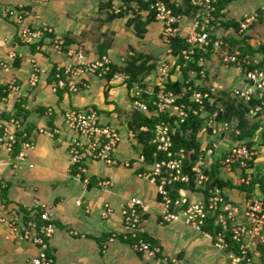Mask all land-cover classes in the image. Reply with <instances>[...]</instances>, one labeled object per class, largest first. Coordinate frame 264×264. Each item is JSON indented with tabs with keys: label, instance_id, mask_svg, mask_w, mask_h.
<instances>
[{
	"label": "crops",
	"instance_id": "1",
	"mask_svg": "<svg viewBox=\"0 0 264 264\" xmlns=\"http://www.w3.org/2000/svg\"><path fill=\"white\" fill-rule=\"evenodd\" d=\"M102 1L108 0H0V60L10 59V55L14 54L10 62L11 70L0 74V89L7 87L12 75L17 77L19 85L17 91H1L4 98H0V108L6 114L13 115L17 111V105H21L26 114L20 117L23 119L24 132L35 143V147L18 167L14 166L15 155L0 148V189H7L6 204L29 209L38 203L42 210L49 209L59 230L58 235L56 230L50 242L54 264H153L146 257L140 256L133 244L123 237L127 232L123 206L133 198L142 202L139 207L143 215L140 231L155 239L163 247L165 254L176 258L177 264H230L231 252L218 249L206 233L196 230L183 219L162 224L163 206L157 186L138 175L143 169L142 164L137 162L142 147L137 134L135 133V137L130 135V131H134L133 99L120 70L111 79L91 76L89 87L75 93L62 91L60 94L52 88L54 69H66L81 62L97 60L103 55L100 51L102 44L109 45L103 56H109L118 66L123 65L126 57L136 52L151 56V62L157 64L152 74L145 78L151 97L157 86L166 83L168 73L162 72V65L169 63L173 66L177 57L166 40L165 24L160 20L152 22L145 37L140 38L128 26L130 14L112 21L107 20L109 13L121 10L123 0H114L109 11L100 8ZM176 1L177 5L184 3V0ZM18 5H25L30 11L26 19L29 26L39 28L47 24L52 28L38 44L39 48L38 45L35 48V44L25 43L20 37L19 25L5 16L7 9ZM263 8L264 0H233L224 8L222 13L225 16L218 21L220 24L214 34L227 39L245 37L246 42L237 46H246L247 43L255 50L259 49L264 45H259L256 41L259 33L264 35ZM257 12L262 17L260 22L252 25L245 34H240L241 20L246 15ZM201 13L202 11L195 15L194 11L192 15H181L177 34L187 37L196 20L202 25L197 28L201 31L204 27ZM143 15L145 18L147 12H143ZM223 20L238 21L239 27L228 26ZM56 40L64 41L61 51L55 47ZM254 57L263 60L264 54L257 52ZM34 63L40 69L36 85L30 83ZM199 65L206 72V77L200 80L201 84L213 93L227 91L234 94L233 90L243 89L248 85L245 75L223 63L219 51L212 50L206 56H201ZM181 77L179 67L169 76L173 80ZM214 99L213 96L211 101ZM87 106L98 110L102 123L116 127L122 140L116 151L118 165L90 161L85 166L87 171L78 175L76 167L71 163L69 151L73 133L65 127L63 113L70 107ZM259 112L260 116L257 114ZM257 113L247 114L251 119H260L263 126L254 137L259 155L253 168L255 172L262 170L264 173V102ZM205 117L207 118L198 136L201 149L204 151L216 147L218 159L213 162H219V156L237 142L236 134L231 131L213 133L208 127L210 116ZM58 128L62 131L53 137L43 132L44 129ZM127 161L131 163L129 166L124 164ZM220 169V176L230 183L224 191L231 201L244 205L251 196L264 197L258 184L249 195L248 191L236 187L238 173L230 174ZM87 179L88 182H85ZM104 180L111 184L107 187L101 185ZM185 189L190 200L197 199L204 193L197 186L196 190ZM78 199L82 200L81 204H78ZM107 203L113 207V213L103 217ZM7 234L8 228L0 223V239L3 240L1 248L9 251L14 248L8 259H2L0 264H25L37 253L33 245L8 238ZM112 234L119 237L110 236ZM8 243L13 246L10 247ZM61 252L63 260L58 258ZM25 254L27 257L24 260ZM68 255L70 262L67 260ZM253 264H264L262 255L255 254Z\"/></svg>",
	"mask_w": 264,
	"mask_h": 264
},
{
	"label": "built area",
	"instance_id": "2",
	"mask_svg": "<svg viewBox=\"0 0 264 264\" xmlns=\"http://www.w3.org/2000/svg\"><path fill=\"white\" fill-rule=\"evenodd\" d=\"M220 0H192L194 5H200L207 8V15L203 20V28L206 26L209 29L197 30L200 21L196 20L193 30L187 37V41L193 46H198L204 50L212 44L213 50L219 51L223 63L229 65L231 62H235L238 65V70H245L246 77L253 81L251 85L244 89H237L234 91V95L250 100L253 94H257L259 98H264V63L262 67H256L251 70H247L245 64L261 63L262 60L254 57L248 53L243 56L240 49L231 51L229 43L223 38H212V30L217 28L220 23L212 24L215 20L212 12L216 8V3ZM154 6V5H153ZM157 6V18L165 24V36L167 42H169L170 36L174 35L176 29L172 26L173 22L179 21L181 16L175 17L172 14V9L168 7L163 1H158ZM264 9V8H263ZM30 11L25 5H18L6 10L5 16L11 19L20 27V37L27 44H39L46 36L47 32H51L47 24H43L39 28H32L26 22L27 16ZM259 21V13H253L246 15L242 20L239 28L240 34H245L247 30ZM256 41L259 42V36H256ZM64 41L56 40L55 47L58 51L62 50ZM40 45H38V48ZM186 53V52H185ZM186 57L189 55L186 53ZM14 58V54L10 55V59L0 60V74L2 72H9L11 70L10 62ZM112 60L109 56L105 55L92 62H81L76 65L66 68L63 72L62 69H57L52 88L54 92L59 91L75 93L79 90L89 87V81L91 76L106 77L111 70ZM163 73H168V65L164 63L162 65ZM39 67L34 63L33 70L31 72L30 83L36 85L39 80ZM19 89L18 79L15 75L11 76L7 87L0 89L6 92L8 90L17 91ZM142 90L140 88H134L132 94L135 96L141 95ZM240 95V96H239ZM179 96H174L172 92H166L159 95L158 99L153 100V104L157 106V110L160 112L170 111L171 115L177 116L181 122H184L188 116L189 110H193L196 113V109H193L191 105L185 103H176ZM149 100V101H150ZM191 101H197L203 104V98L201 93H195L191 97ZM133 107L137 110L148 112L149 102L135 99L132 101ZM203 108V105L201 106ZM260 110L257 106L250 110L252 114H256ZM52 110L50 109L49 113ZM6 111L0 108V148L14 154L16 147L20 144L21 148L15 154V167L20 166L28 156V152L35 147V143L29 140L27 132H24L25 127L23 119L20 117H7ZM218 112L210 118L208 127H210L213 133L219 134L223 131L234 130L236 134L240 133V129L233 128L227 121L216 123V117ZM63 120L65 127L73 133L70 140V157L71 163L76 167V173L81 175L85 173L86 165L90 161H103L106 164L113 166L118 165L116 159V151L122 140L121 133L116 127L110 124L102 123L100 120L99 112L93 106L87 107H70L63 113ZM143 130L147 127L143 126ZM23 131V132H21ZM62 129H44L43 132L50 136L59 134ZM173 127L170 123H158L155 129V137L153 143L156 145L154 157L156 158L152 163L146 161V156L140 153L137 157V162L146 163V171L139 172L140 177L149 179L157 186L159 195L161 196V203L163 206L161 213L162 224L172 223L184 220L185 223L193 226L198 231H202V224L204 218L207 216L209 209L217 210L218 222L224 225L225 230L228 229L231 223V231L233 238L240 241L249 240L253 245V250L256 255H262L264 259V251L259 250V245H264V197H249L245 201L244 205L235 203L230 199H227L224 195V190L220 187H209L207 184L210 182V176L206 173V169L211 167L214 159H218L216 147L207 148L200 155L195 162L192 170L194 172V180L197 187L202 189H208V199H206L205 193L203 196L190 200L187 195V189L182 188L179 191V196L172 197L170 187L178 181L189 183L190 174L184 171L185 151L179 150L174 152L173 148ZM19 133H22L21 138ZM130 135L135 137L134 131H130ZM160 152L165 153L166 157L159 159ZM258 155L256 148L250 147L246 142H236L229 150L219 156V162L223 171L235 174L236 184L239 186H250L253 181L254 168L251 164L253 159ZM129 166V161L124 163ZM88 182V179L85 181ZM110 181H102L101 185L109 186ZM82 200L78 199V204H81ZM142 204L140 199L133 198L123 206L124 223L127 228V232L124 233V238L130 239V237H138L137 231L140 230L142 213L140 212V205ZM40 207L38 203L35 206L29 208L33 211ZM113 213V207L107 203L105 210H103V217H108ZM0 223L8 228V238L20 240L33 245L37 249V253L32 256L25 264H53L54 259L49 254L50 242L54 237L57 226L52 219V214L49 209L42 210L40 213L39 221L36 219H26L25 212L21 211L19 206L10 207L6 203L0 201ZM214 244L220 248L225 249L228 243L225 240L224 232L218 234L217 240L212 235L206 233ZM115 236V235H114ZM113 240L112 238H110ZM247 244H242V251L247 253ZM136 251H141L144 256L152 257L155 260V264H172L175 258H172L165 254L159 244H154L152 241L143 237L138 239V242L134 245ZM242 260L241 257H234L231 264H239ZM248 264H252V259H247Z\"/></svg>",
	"mask_w": 264,
	"mask_h": 264
},
{
	"label": "trees",
	"instance_id": "3",
	"mask_svg": "<svg viewBox=\"0 0 264 264\" xmlns=\"http://www.w3.org/2000/svg\"><path fill=\"white\" fill-rule=\"evenodd\" d=\"M114 0H108V1H102L100 8L102 10L104 9H110L112 8ZM158 1H163L168 7L172 9L173 16L177 17L181 15H192L195 11V15L200 13L202 11L201 15L204 17L207 15V8L201 7L200 5H194L192 3V0H184L183 5H177L176 0H123V7L118 13H115L112 11L109 13V17L107 18L108 21H112L116 18H123L127 14H130V18L128 20V26L132 27L135 34L140 37L144 38L146 33L148 32V26L152 22H155L159 20L157 18V6L156 3ZM233 0H220L218 3H216V8L212 12L215 20L212 21V24H216L219 20H222V17L225 16L223 12L224 8L228 6ZM154 5V6H153ZM109 11V10H108ZM143 12H147V16L144 18L145 15H143ZM201 17V16H198ZM203 21H201L202 23ZM224 24H227L228 26H234L235 28L239 27L238 21L235 20H229L224 21ZM172 26L177 29L178 28V21L173 22ZM199 26H202L201 24ZM203 29H209L208 26H206ZM165 30V28H164ZM215 29H213L212 32V38L215 40L219 38L216 36ZM188 37V36H187ZM187 37H182L175 31L174 35L170 36L169 38V46L172 48L174 56L177 57L176 63L171 66L169 63L168 65V79L166 83L163 86H157L156 90L154 91L153 97H151L150 93L147 91V84L145 83V78L152 74V72L156 69L157 64L156 62H151V56L147 55L142 52H136L134 54L129 55L126 57V60L123 62V65L118 66L115 65L113 62L111 63V70L106 75L109 79L113 78L117 71L120 70L124 74V77L128 83V88L131 90V96L132 99H140L144 102H149V110L148 112H144L141 110H137L133 107L134 115L132 117V128L134 132L137 134L139 144L142 147L141 153L145 154L146 161L149 163H152L156 158L154 157V152L156 150V145L153 143V138L155 137V129L156 125L158 123H170L173 127V148L172 150L174 152H178L179 150H184L186 157L184 162V171L188 172L190 174V181L189 183L185 182H176L174 186L168 187L171 190L172 197L176 198L179 196V191L182 188H188L190 190H196V183L194 178V172L192 170L195 162L198 160L201 154H203V151L201 149V143L199 142V132L202 130L204 123H205V115L208 117H213L216 112H218V115L216 117V123L220 124L221 122L227 121L232 125V127L240 129V133L236 134L234 130H230L234 134H236L237 142H246L250 147H255L256 141H255V135L258 132V130L261 128L262 124L260 119H251L248 117V113L251 109L262 105L264 102V98H259L257 94H253L252 98L250 100H246L244 98H238L234 96V91L227 92V91H220L218 93H213L211 89L206 88L201 84V78L206 77V72L203 70V67L199 65V59L201 56H206L210 51L213 50L212 44H210L206 50L199 48L198 46H193L187 41ZM243 37L242 39H236L231 38L227 39L226 37L223 38L227 43H229L231 47V51L234 52L235 49H240L243 53V56L251 53V57L254 58L257 52H262L264 54V45H262L259 49H254L251 46H248L247 43L246 46H237V44H240L241 42H246V40ZM35 48L37 44L33 45ZM109 48L108 44H102L101 45V54H105L107 52V49ZM189 55V58L186 57V53ZM220 54V53H219ZM102 55V56H103ZM221 57V55H220ZM99 59V58H98ZM222 59V58H221ZM264 63V57L261 63H251V64H245V67L247 70L254 69L256 67H262ZM230 66H233L235 69L238 70V65L235 62L229 63ZM179 67L182 71V77L176 80H173L172 78H169L170 73L174 72L175 68ZM172 69V70H171ZM65 69H62L61 72H63ZM171 71V72H170ZM241 72V74L245 75V70H238ZM57 69H54L53 76L55 78ZM94 77V76H93ZM247 82L249 85L253 83L252 80L247 78ZM248 86V85H247ZM246 86V87H247ZM140 88L142 90L141 95L135 96L132 94V91L134 88ZM245 87V88H246ZM244 88V89H245ZM166 92H172L173 95L179 96L176 103H185L188 106L191 105L193 109H196V113L191 109L189 110L188 116L185 119L184 122H181L180 119L175 116L171 115L170 111L167 112H160L157 110V106L153 104V100L151 99H158L159 95ZM60 94H62V91H59ZM195 93H201L203 98V104H200L199 102L191 101V97ZM2 95V93H1ZM214 96V101H211V98ZM240 96V95H239ZM259 98V99H258ZM150 100V101H149ZM203 105V108L201 106ZM95 108V107H94ZM258 116L261 115V113ZM25 116V110L21 105H17V111L13 116L15 117H21ZM7 117H11L12 115H6ZM257 116V117H258ZM234 125V126H233ZM143 126H146L147 129L143 130ZM263 127V126H262ZM212 130L211 128H209ZM22 133H19V136L21 138ZM262 146H264V138L262 141ZM20 144L16 147L14 155L19 151ZM166 154L163 152H160L158 155L159 159L165 158ZM259 155V154H258ZM257 155V156H258ZM257 156L253 159L251 162L252 166L255 163V160ZM86 165V164H85ZM146 163L142 164L141 166L143 169L139 172L146 171ZM221 166L219 162H213V165L206 169V173L210 176V182L207 184V188L209 187H220L221 189H225L230 183L228 181H225L221 176ZM259 185L261 187V190L264 194V173L263 172H255L253 176V181L250 186L242 185V186H236L237 188L248 191V194L250 195L255 187V185ZM1 197L2 202H7V189L1 188ZM206 195V199H208V189H202ZM224 195L227 199H229L228 195H226L224 191ZM161 198V196H160ZM162 199V198H161ZM8 205V204H7ZM21 211L25 212L26 219H36L39 221L40 219V213L42 212V208L38 207L36 211L33 213L32 210L28 209L27 207H19ZM140 210V209H139ZM141 212V210H140ZM142 213V212H141ZM218 212L217 210L209 209L207 212V216L204 218V223L202 224V232L209 233L214 237L215 240H217L218 234L220 232H224L225 234V240L228 243V246L223 249L231 252L230 255V264L234 257H241L242 260L239 264H248L247 259H253L255 252L253 250V245L250 243V239L247 241H238L233 238V233L231 231V223L227 230H225L224 225L222 223H219L218 221ZM143 222V215L141 217V224ZM169 224V223H166ZM115 235V236H114ZM138 237H130L128 239V242L132 243L133 246L138 242V239L143 237L147 240L152 241L154 244H159L155 239L148 236L146 233H142L140 230L137 231ZM112 237L118 238L119 236L116 234L110 235ZM242 244H247L246 249L247 253L244 254L242 251ZM160 245V244H159ZM215 245V244H214ZM161 246V245H160ZM216 246V245H215ZM217 247V246H216ZM218 248V247H217ZM161 249L163 251V247L161 246ZM220 249V248H218ZM259 250L264 251V245H259ZM49 254L54 259V253L52 252V247L50 246ZM140 256H144V254L141 251H137ZM164 252V251H163ZM149 261L153 262L155 264V260L152 257L144 256ZM54 264V262H53ZM172 264H177V260L175 258V261L172 262Z\"/></svg>",
	"mask_w": 264,
	"mask_h": 264
},
{
	"label": "rangeland",
	"instance_id": "4",
	"mask_svg": "<svg viewBox=\"0 0 264 264\" xmlns=\"http://www.w3.org/2000/svg\"><path fill=\"white\" fill-rule=\"evenodd\" d=\"M247 1V0H246ZM256 1V0H255ZM244 2H245V0H244ZM257 13H259V12H257ZM263 15L262 16H264V13H262ZM261 16H260V13H259V20H261ZM260 22V21H259ZM259 42H258V44L259 45H262V44H264V42H263V38H264V35L263 34H261V33H259ZM162 72H163V70H162ZM261 172H262V170H261ZM58 232H59V230H57V233H56V235H58ZM1 245H3V240H1L0 239V263H1V261H2V259H4V260H6V259H8V255L10 254V252L11 251H13L14 250V248H11V251H9V250H7L6 248H4V247H2L1 248ZM8 245H10V247H12L13 246V244L12 243H8ZM7 248L9 249V246H7ZM62 252H61V255H58V258L60 259V260H63V256H62ZM26 257H27V255L25 254L24 255V257H23V259L25 260L26 259ZM65 257V256H64ZM67 260H68V262H70V256L68 255V257H67Z\"/></svg>",
	"mask_w": 264,
	"mask_h": 264
}]
</instances>
